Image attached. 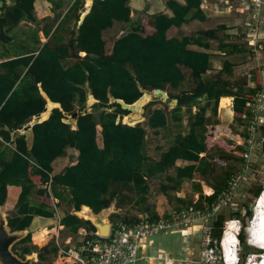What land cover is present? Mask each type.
I'll list each match as a JSON object with an SVG mask.
<instances>
[{
	"label": "trees",
	"instance_id": "obj_1",
	"mask_svg": "<svg viewBox=\"0 0 264 264\" xmlns=\"http://www.w3.org/2000/svg\"><path fill=\"white\" fill-rule=\"evenodd\" d=\"M12 1L11 5L5 3L0 7L4 9L0 15L1 33L5 28L8 30L17 25L22 18L37 20L34 15L35 0ZM201 2L166 0V6L172 14L160 12L154 15L150 21L154 31L149 32V27L141 19L137 24H131L130 30L115 41L112 53L108 54L103 31L112 27L115 21H131L130 0H93L91 11L81 25L78 26L76 22L66 42L53 44L47 41L38 48L37 53L31 51L0 63V205H5L9 211L8 221L12 230L27 229L35 215L53 217L55 208L52 197L57 200L55 204L66 201L75 211L90 207L95 213L110 207L119 194L123 195L121 193L125 189L134 191L143 201L150 188L149 178L174 166L178 158L201 160L200 153L207 149L205 131L212 120L205 116V108L193 113L192 104L199 97L207 96L214 103L213 112L217 114L220 98L233 96L235 120L243 123L252 116L247 106V95L263 89L259 69L254 72L256 86H250L246 81L232 82L223 78V72L233 73L235 64L230 60L224 61L218 74L206 77L205 74L212 67L213 54L189 49L188 45L194 40L191 36H168V30L187 22L192 11H195L193 17L205 18ZM80 3L81 0L75 2L76 6ZM218 29L225 33L228 30L227 26L221 24L217 29L201 30L199 33L206 39H215L218 37ZM38 42L40 40L36 38ZM200 43L205 48L211 47L208 41ZM227 46L231 47L228 52L225 50ZM219 48L232 55L243 51L238 43L222 42ZM80 51L86 52V55L81 56ZM68 57H74L76 61L65 66L63 60ZM182 66L191 69L190 75L195 85L191 90L182 91L178 95L169 93L171 98L177 99L170 116L182 122L184 112L189 114L190 131L185 135L179 133L159 160H150L144 149L146 125L143 122L134 125L125 123L124 116L133 111L124 107L121 101L132 104L146 90H167V84L178 88L186 79ZM88 91L97 102L92 105V111L84 113ZM48 101L60 106L54 107L50 114L44 111L40 115L42 121L34 123L32 147L28 148L24 134H18L15 139L16 150L8 158L5 142L11 141V131L30 122L34 115L44 110ZM152 104L153 101L148 107ZM75 111H78V119L77 128L74 129L66 120ZM119 116L120 121H117ZM146 116L150 127L168 126L169 114L163 109H155ZM99 125L102 127V147L98 144ZM260 131L264 137V125L260 126ZM241 136L244 140L248 138V134ZM67 147L79 151L77 162L67 166L63 172L51 175L52 162L59 156H66ZM222 155L229 160L235 159L236 163L244 160L242 154L239 158L232 153L224 152ZM202 165L204 160L201 161ZM206 165L209 166V163ZM197 169L199 167L193 164L178 167L176 176L171 179L173 185L170 188L177 189L183 180L192 178ZM205 171L203 169L202 172ZM212 171L210 175L214 192L209 196L202 194L195 203L176 197V200L187 205L175 210L189 205H211L235 175L234 166L221 171L213 168ZM36 177L43 186H38ZM166 185L162 184V187ZM262 190L263 186L257 187L255 196L258 197ZM221 211L212 223V236L217 242L211 244L216 247H219L226 221ZM149 213L153 218L158 217L155 211ZM240 214L237 211L231 218L239 217L244 225V215ZM245 214L252 217V210H247ZM62 223L74 231L83 225L96 230L90 221L70 211H67ZM38 236H43L42 231L38 232ZM239 238L246 249L260 251L246 244L243 228ZM31 239L29 233L18 242L21 244L20 250L14 245V252L22 257L31 253L33 245L28 244ZM57 250L54 245H46L39 249V257L45 260L46 253H56ZM244 259L241 258L240 264L244 263ZM220 262L223 264L222 260Z\"/></svg>",
	"mask_w": 264,
	"mask_h": 264
},
{
	"label": "crops",
	"instance_id": "obj_2",
	"mask_svg": "<svg viewBox=\"0 0 264 264\" xmlns=\"http://www.w3.org/2000/svg\"><path fill=\"white\" fill-rule=\"evenodd\" d=\"M178 1L185 3V0H178ZM75 2L76 0H35L34 15L37 18L36 21H33L30 18L26 17V18H22L19 21V23L17 25H14L11 29L7 30L5 28L2 33L0 29V63L8 59L16 58L23 54H27L28 52H31V51L33 52L35 51L37 53L39 51L38 48L43 46V44L46 43L47 41H50L53 44L66 42L71 36V31L75 29L76 22L78 23V26L81 25L80 24L81 16L85 13L83 11L84 10L86 11L87 8L90 5L92 6L93 4V0H81V3L77 6ZM5 3L7 5H11L13 1L4 0L3 5ZM223 3L225 5V10L223 12L224 13L226 12L229 14L232 8L229 10V8L226 7L225 0H223ZM73 5L74 7L72 8ZM240 5L241 4H239L238 6ZM130 6L132 9L130 22L115 21L112 27H109L103 31V38L106 41V52L108 54L112 53L115 41L121 35L127 33L130 30L131 24L133 25L137 24L138 22H140L141 19H143L145 23L147 24V26L149 27V32H151V31H154V28L152 24H150L151 23L150 21L154 15L160 12H164L169 15L172 14L171 10L168 9V7L166 6V0H130ZM0 10H1L0 15H2L4 13V9L0 8ZM204 12H205V18L199 19V18L193 17L195 11H192L188 16L187 22H185L180 27H173L168 30V36L169 37L176 36L178 38H183L184 36L193 37L194 40L191 41V43L188 45V48L192 50H196V51L209 52L213 54L211 58V63H212L213 59L215 58V55H217L216 52L220 48L217 49L213 45L214 39H206L204 37H201L199 32L201 30L216 29L217 26L215 24L216 23L214 20L215 18L212 16V13H209L208 11H204ZM77 13H79L78 16H77ZM224 25L227 26L226 24ZM227 28L231 29L230 26H227ZM226 32L228 33L229 31L226 30ZM36 38L40 40V43L39 42L36 43ZM215 39H218V37ZM201 41L210 42L211 47L205 48L200 43ZM219 51H222V50H219ZM222 52L225 53V51H222ZM79 54L81 56H85L86 52L80 51ZM75 61L76 59L74 57H68L65 60H63V64L65 66H69L73 64ZM234 64L235 65L233 66V72H234V67L236 68L238 67L235 62ZM213 67H215L216 69L217 65L212 64V67L205 74L206 77L216 75V74L214 75L210 74L211 72L215 71ZM222 68L223 66L218 68L217 69L218 71L216 70L217 73ZM182 69H183V72L186 74V79L183 81V83L178 88H173L172 86L167 84V87H166L167 90H164V91L168 94V98L164 99L158 96H153L152 100L150 101V102L153 101V104L148 107V104L150 103L149 102L145 106L146 112L144 114H150V112L154 111L155 109L165 110L169 114L168 126L164 128L150 127L147 124L146 115L143 116L144 114L141 115V112L140 113L134 112V111H140L137 109V107L134 108V111L132 113L124 116L125 121L131 125H134L139 122H143L146 125L147 135H146L144 149H145L146 155L150 158V160H159L162 153L166 152L169 149V147L174 143V140L179 133H182L185 135L190 131V128L186 133L181 131L179 128H170L172 125L170 121V115H172V110L176 106L177 102L174 101V99L176 98H171L169 96V93L173 95H178L182 91H189L191 90V88L188 90H181V91L175 92L179 88L187 86V84L189 83V80H191L192 83H195L190 75L191 69L188 68L187 66H182ZM262 74H264L263 70H262ZM41 92L43 93V91ZM91 96L93 95L90 93V91H88L87 103H89L88 104L89 108L88 107L87 108L89 109V111L92 109V105L97 102L96 99L94 102H92ZM203 102H206V104L203 105L202 104ZM209 102L211 101L208 99L207 96L199 97L197 102L192 104V109L195 107V109L193 110V113L202 111L201 109L205 108V112H204L205 116L211 117L209 111H211L210 109L211 105H212V110H213L214 103L211 102V104H209ZM233 102H234L233 96L225 95L220 98V101H219L220 112L224 119L228 120L234 115V110H233L234 103ZM224 103L226 105H224ZM59 106L60 105L58 103H52L51 101H48V103L46 104V109L38 113L39 114L38 122L42 121L40 115L44 111L47 110V112H49L50 114L51 110L54 107H59ZM218 112H219V105H218ZM38 114L34 115L32 120L28 122L27 124H25L22 128L11 131V141L8 143L5 142V146L8 147V151H7L8 158H11L13 152L16 150V140L15 139L18 134H24L27 140L28 148L32 147L33 140H34V133L32 129L33 126L28 128L27 130H24V127L27 126L29 123H31ZM66 121L71 123L74 129L77 128L76 121L72 120V117ZM97 129H98V144L102 147L103 146L102 127L99 125ZM67 152L68 154L66 156H59L52 162L53 170H52L51 175L61 173L65 170L67 166H70L77 162L79 151L74 147H67ZM200 156L202 159L198 161L178 158L174 166L169 167L165 171L157 173V175L149 178L150 188L145 198L143 199V201L140 200L139 198L140 196L134 191H129L128 189L123 190L121 193L123 195L119 194V196L112 202L110 207L104 209L106 210L107 217L110 219L111 222H116L119 220L136 219L140 215L146 212H151V211H155L157 212L158 215H162L164 213H168L172 210H175L176 208L184 207L187 205V203L184 204L182 201L176 200V197L186 200L188 203L189 201H192L195 203L198 201L199 197L202 194L205 196L211 195L214 192V188L211 185L212 178H211L210 173L208 172V169H207L208 166L206 165V163L207 162L210 163V160H211L209 159L210 150L206 149V151L200 153ZM203 160H204V165L201 166V161ZM191 164L196 165V167H199V169L195 171L194 176L190 179L183 180L181 184L177 186V189L174 190L170 188V185H173V182L171 179L176 176L177 168L185 167ZM203 169L206 170L205 173L202 172ZM162 184H167V185L165 186V188H163ZM38 186H43V185L40 183ZM0 206H1L0 208L5 207V205H0ZM54 206L57 207V205L55 204V201H54ZM89 208L82 210V211H80L81 209L79 211H75V215H77L78 213L81 216L83 215L82 214L83 212H87V211L90 212L91 208L90 209ZM66 213H67L66 210L58 209V214L54 215L53 217L35 215L31 225L27 229L34 231L35 228L36 229L38 228V226H44L42 225V223H44L45 225L47 224L51 225V224L58 223L60 230L70 228L62 223V219L64 218ZM70 229L73 232L68 234L66 237H64L65 239L62 240L63 241L62 244L67 248L72 243V241L76 242V237H73L71 234L76 232V234L82 235L81 236V240H82V238L84 237V233H85L84 231L88 233H91L94 231V230L88 229V227L85 225L80 226L76 231H74L72 228ZM183 229L186 231H182ZM39 231H45V232L47 231L46 235L47 233H49V229L48 228L46 229L45 227H43ZM39 231H37V233ZM173 231L182 235L186 241L188 240L187 233L189 235L190 233H192L191 236L198 238V246L193 250L194 252L193 255L195 254L196 258H198L200 256L203 231L200 225H192L187 228L159 232L161 234H159L160 238L158 241L154 240L153 236L146 240H143L142 246H141L140 259H143V260L147 259L149 260L151 264H160V263H157V261L159 259H163L164 258L163 256H165V253H168V251H165L163 256H158L159 254L158 252L163 247L166 241H168L169 244L172 243L171 241L169 242V240H166V239L169 236V232H173ZM55 238L56 237H53L54 240L51 239L54 241L52 244L54 246H56ZM38 240H39V236H38ZM56 240L57 242H60L59 241L60 236L57 235ZM34 243L39 244L43 242L35 240ZM80 245L81 244H78V247ZM38 249H41L40 246H38ZM177 250H178V254L180 255L181 250H183L180 244H178ZM170 253H174V255L176 254L174 251H170ZM53 254L55 256L53 262H55L56 257H57V252ZM169 261L170 262H167L166 264H179L177 263L178 261L177 258L171 257L169 258Z\"/></svg>",
	"mask_w": 264,
	"mask_h": 264
},
{
	"label": "rangeland",
	"instance_id": "obj_3",
	"mask_svg": "<svg viewBox=\"0 0 264 264\" xmlns=\"http://www.w3.org/2000/svg\"><path fill=\"white\" fill-rule=\"evenodd\" d=\"M203 1V0H202ZM242 1L243 0H230V2L233 5V8L231 9L230 13H224L223 11L225 10V5L223 3V0H207L208 2V6H209V13H212V16L215 18V24H216V29L218 28V26H220L222 23L226 24L227 26H230L231 29H228V33H225L223 30L218 29V39H214L213 40V45L218 49L220 44L222 42L226 43V44H231V43H238L240 44L241 49L243 50L241 53L239 54H229V53H223L222 51H217L215 55V58L213 59L212 64L213 65H217L216 69L215 67L213 72H211V75L214 74H218L217 73V69L223 66V63L225 60H231L234 61L236 63V65L238 66L237 68L234 67V72L233 74H228L227 72H223V78L228 79L232 82H243L246 81L250 86H256V84L254 83V76H255V71L257 69H259L262 73V70L264 71V50L260 51V53L256 52H252L248 43V37L247 34L249 32V27L250 25L248 24L249 22H251L252 20L251 18V13L250 11H245L242 12L239 10L238 5L241 4L242 5ZM248 1V0H246ZM224 7H223V5ZM226 7L228 6L227 3ZM230 10V9H229ZM85 12V10L83 11ZM263 15H264V7H263ZM234 28V29H233ZM238 28V29H237ZM231 49L230 46H227V48H225V50L228 52ZM217 70V71H216ZM262 80H263V89L259 92L260 93V99L255 101V108L258 107V114H262L264 116V74H262ZM195 83H192L191 80H189V83L187 84V86L179 88L178 90H176L175 92L181 91V90H188V89H192L194 87ZM156 96V95H154ZM159 97V96H158ZM87 101H86V108L88 107ZM203 105L206 104V102L202 103ZM89 108V107H88ZM183 111L186 110L185 107H183ZM91 109V107H90ZM195 107L192 109L194 110ZM211 111H209L210 116H211V123L208 124L207 129L205 131V141L207 142H212L213 141V137L216 138L217 141L219 142H215V144L212 146L211 150H210V156L209 159H211L213 156L217 155L222 157L223 159H226L228 161V166H234L235 168V175L239 174L242 176V184L238 190V193L236 195L233 196V198L231 200H229L226 205L221 209V214L225 217V219H230L233 216V213L235 212H239L240 211V216L244 215L243 217V224L246 227L247 226V221L249 219H251V217L246 216L245 212L247 210H251V205L254 203L255 199L257 198L254 194V191L256 190L257 187L259 186H263L264 188V147L262 145V140H263V136L261 134L260 131V126L264 125V123H258L257 127L255 128V131L253 133V137H254V141H255V145L253 146V148L250 150L251 151V159L252 161L250 162V167L249 169H244V161H239V162H235V159L233 160H229L227 159V157L223 156L222 154L224 152L226 153H232L234 156H236L237 158H239L241 156V154L243 155V152L246 151V146L244 145V143H242L244 141V139L242 138L241 135L243 134H248V137L250 135L251 129L249 128L250 125L252 124V121L254 120L252 117H250L249 119L247 118L245 120V122L243 123H239V121L235 120V114L230 118V119H224L223 116L221 115L220 112V103H219V112H217V114H214L213 110H212V105L210 107ZM92 111V109L90 110ZM144 113L141 112V115H143ZM146 114H144L143 116H145ZM184 118L182 122H177L175 121L172 116H170V121H171V127L170 128H179L181 131L183 132H187L189 130V118L190 115L187 114L186 112L183 114ZM251 115H253L251 113ZM71 118V117H70ZM124 122L127 123L125 121V118H123ZM129 124V123H128ZM232 134L236 135V140L234 139V149L233 148H227L225 143L229 144V142L227 141V139H229V136L231 137ZM240 137V139L238 138ZM224 141V142H223ZM209 163V162H208ZM213 165V166H212ZM210 166V167H209ZM208 166V172L210 174L213 173L212 169L214 168V170H218L221 171L224 168L218 165L213 164V162L210 160ZM227 166V167H228ZM36 182L38 183V185L40 184V179L38 177L35 178ZM53 201L56 202V199L54 197H52ZM55 199V200H54ZM234 203V204H233ZM56 206H54L55 208V214H58V209H64L66 211H71L72 213L75 214V210L66 202H61V203H57ZM62 207V208H61ZM4 212H6V214L8 215L9 212L7 211V207H4L3 210ZM106 211V210H105ZM244 213V214H243ZM84 214L80 216V214L77 213V216H79L80 218H84ZM234 218V217H233ZM235 218H239L237 216H235ZM42 225L44 226H38V228L35 230L39 231L41 230L43 227H45L46 229L48 228L49 230H51V234H49V236L46 235L45 231H42L43 233V237L46 238L47 236V240H45L44 242L41 240L40 242L43 243H39V244H35L34 241L37 240L38 241V233L37 231H31L30 229H26V231L29 233H31V241L28 244L34 245L33 249L34 251L32 252V254L34 253H38V259L36 261L33 262V264H53L54 261V254L50 253L47 255V253L45 254V260H41L39 257V249L38 246L44 247L46 245H49V247H52L53 245V237L57 238V235L60 236V242L63 243V239H65L64 237H66L68 234L72 233L73 231L70 228L64 229V230H60L59 229V224H51V225H45L44 223H42ZM57 227V228H56ZM165 231H172V230H165ZM182 231H186V230H182ZM37 234V237L36 235ZM161 233H156L153 236V239L158 241L160 238ZM192 233H190V235L187 233V241L185 240V238L180 235L179 233H176L175 231L173 232H169V236L167 237L166 240H169V242L171 241L172 243H168V241H166L163 245V247L160 249V251L158 252V256H163L165 251H168V253H165V256H163V259H159L157 261V263L160 264H166L169 261V258H177L178 261L177 263H181V264H193L195 262V264H206L205 261H202L201 257L199 256L198 258H196V255H193V250L198 246V238L197 237H193L191 236ZM73 237H76V242L72 241V243L69 245L68 248L70 247H78V244H81V236L79 234L73 233L71 234ZM191 236V237H190ZM190 237V238H189ZM39 238V239H41ZM55 238V241H56ZM53 239V240H51ZM80 240V241H79ZM216 243V242H215ZM178 244H180V246L183 248V250H181L180 255L178 254ZM37 246V247H35ZM17 250H20L21 248V244L17 243L16 244ZM241 248L242 251L240 252V255L242 256V258L244 257L245 261L246 258L252 254V252H258L252 249H246L242 243H241ZM188 249V250H186ZM170 251H174L176 254L174 255V253H170ZM197 251V250H196ZM177 255V256H176ZM215 257L216 259H211V262H207L208 264H220L221 262V253H220V246L215 248ZM245 261L243 264H245ZM197 262V263H196ZM216 262V263H215ZM129 264H151L149 262V260L147 259H140L137 260L134 263H129Z\"/></svg>",
	"mask_w": 264,
	"mask_h": 264
},
{
	"label": "built area",
	"instance_id": "obj_4",
	"mask_svg": "<svg viewBox=\"0 0 264 264\" xmlns=\"http://www.w3.org/2000/svg\"><path fill=\"white\" fill-rule=\"evenodd\" d=\"M225 3L228 4L227 8H233L230 0H225ZM208 5L207 0L201 2V8L204 11L209 10ZM238 7L242 12L248 10L251 13L250 19L252 21L248 23L250 25L247 34L248 43L252 52L260 53V51L264 50V0H243L242 5ZM247 96V106H249L250 112L253 114L251 117L254 120L249 127L251 129L249 137L242 142L246 146V151L243 152V170L245 171L246 169H249L250 162L252 161L250 150L255 145L253 133L258 123H264V116L258 114V107L255 108V101L260 99V93L248 94ZM232 136L234 137L232 143L227 144L226 142H223L227 148L234 149L233 143L234 139L236 140V135L232 134ZM216 141L215 137H213L212 142L207 141V150H211ZM261 143L263 145L264 138ZM211 161L213 164L223 168H227L228 166V161L217 155L213 156ZM241 184L242 176L240 173L234 175L228 182L226 188L220 191L216 200L211 205H205L204 207L189 205L180 210H172L168 213L158 215L157 218H153L149 212H146L131 222H126L124 220L112 222L111 233L108 237L98 235L96 230L91 233L84 231V237L82 238L79 247L67 248L61 242H57L56 240L58 251L56 260L53 264L134 263L140 259L143 240L165 230L182 229L192 225H200L202 227L203 236L200 257L202 261H205L206 264H208L207 262H211L210 252L211 255L215 256V248H217L211 244L212 242H217L212 236V223L226 203L238 193ZM262 191H264V188ZM231 219L233 218L227 220ZM49 234H51V230H49L47 236H49Z\"/></svg>",
	"mask_w": 264,
	"mask_h": 264
},
{
	"label": "water",
	"instance_id": "obj_5",
	"mask_svg": "<svg viewBox=\"0 0 264 264\" xmlns=\"http://www.w3.org/2000/svg\"><path fill=\"white\" fill-rule=\"evenodd\" d=\"M4 0H0V7L3 5ZM92 6L90 5L85 13L81 16L80 24H82L83 20L85 19V16L91 11ZM1 13V10H0ZM160 96L161 98L167 99L168 94L161 88H156L154 90H146L143 95L134 103L127 104L124 101H121L123 103L124 107H128L132 111L135 107L142 113L146 112L145 106L152 100L153 96ZM174 101L177 102V99H174ZM46 109V106L45 108ZM89 112L88 108L84 109V113ZM78 119V111H75L72 114V120L77 121ZM39 120V114L36 116V118L29 123L27 126L24 127V130H27L31 126L34 125V123L38 122ZM69 120V119H67ZM117 121H120V117ZM233 136H231L228 140L229 143H232ZM1 207V206H0ZM85 220L90 221L95 229L96 233L102 237H108L111 233L112 228V222L106 215V211L102 210L99 213H95L93 210L90 209V212L87 213V215H84ZM28 235V232L25 230H12L9 226L8 221V215L6 212L2 211L0 208V264H33L34 261L38 259V253H30L26 256L22 257L14 252L13 246L22 240L24 237ZM42 248V247H41Z\"/></svg>",
	"mask_w": 264,
	"mask_h": 264
},
{
	"label": "clouds",
	"instance_id": "obj_6",
	"mask_svg": "<svg viewBox=\"0 0 264 264\" xmlns=\"http://www.w3.org/2000/svg\"><path fill=\"white\" fill-rule=\"evenodd\" d=\"M252 217L247 221V226L241 224L239 219L226 220L219 240L221 259L223 264H240L242 256L240 252L241 241L239 238L241 229L246 233V244L260 250L252 252L245 264H264V191L255 199L251 205ZM210 258L216 259L214 255Z\"/></svg>",
	"mask_w": 264,
	"mask_h": 264
},
{
	"label": "bare ground",
	"instance_id": "obj_7",
	"mask_svg": "<svg viewBox=\"0 0 264 264\" xmlns=\"http://www.w3.org/2000/svg\"><path fill=\"white\" fill-rule=\"evenodd\" d=\"M91 99H92V102H94L95 101V98L93 97V96H91ZM224 105H226L225 103H224ZM138 110H139V108H138ZM134 111V110H133ZM2 209V208H1ZM89 211H87V212H83V213H86V214H84L85 216L87 215V213H88ZM82 213V214H83ZM47 232V231H46ZM45 241V240H47V236H46V238L45 237H43V238H41V239H39L38 241Z\"/></svg>",
	"mask_w": 264,
	"mask_h": 264
}]
</instances>
